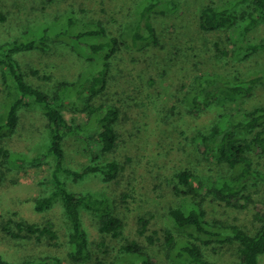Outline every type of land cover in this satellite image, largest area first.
Here are the masks:
<instances>
[{"label": "rangeland", "instance_id": "1", "mask_svg": "<svg viewBox=\"0 0 264 264\" xmlns=\"http://www.w3.org/2000/svg\"><path fill=\"white\" fill-rule=\"evenodd\" d=\"M52 1L0 0V14L3 15L0 44L30 38L47 27L46 24L50 25L47 27L49 50L36 49L15 55L21 61L28 81L46 92L55 90L61 81L83 80L99 65L75 51L68 37L56 34L67 16L74 17L78 25L96 21L94 11L87 9L89 1L85 0V4L79 0ZM139 1L101 0L105 10L100 13L102 24L123 41L110 62L106 88L93 100L94 106L115 105L121 112L115 125L119 133L116 147L100 159L112 157L117 160L121 167L118 181L107 182L100 174H89L74 183L67 175H61L73 191L106 198L110 212L124 223L123 234L113 237L100 233V215L84 209L82 220L88 233L90 254L84 262L77 264H91L97 259L104 264L129 263L132 257L122 247L127 236L143 243V237L137 233L139 217L148 220L147 232L152 228L158 232L159 239L144 245L154 264H197L178 256L179 249L189 241L202 246L204 257L211 264H237L236 240L223 243L215 240L205 246L202 244L205 237L195 241L191 230L175 228L168 211L171 207L200 202L210 224H238L251 234L259 228V219L264 213V154H247L252 159L254 177L227 203L209 194V189H216L220 180L235 176L239 169L206 159L192 137L221 116L222 119L232 115L239 121L244 112L264 105V49L253 52L245 60L235 57L236 48L242 43L264 41V24L240 34L247 21L246 15L251 11V4L246 1L236 7L235 26L204 31L198 22L200 11L208 2L231 6L237 0H176L175 10L154 15L158 45L138 48L131 46L128 39L134 28L133 13ZM30 70L37 74H31ZM251 75L261 76L251 96L241 97L224 87L208 104L202 102L198 106L200 110L191 109L187 97L196 92L199 77L216 76L234 86ZM14 94L10 80L6 82L0 70V123L4 122L5 111ZM81 103L70 100L62 111L70 124L84 125L81 134H69L64 141L66 162L72 168L89 163L90 157L99 151L96 142L89 141L88 144L84 140V136L93 135L96 127L88 114L78 109ZM193 111L199 114L194 115ZM2 131L0 145L8 148L13 157H31L46 150L49 134L37 104L30 102L21 108L19 123L11 134ZM52 161L50 156L41 165L19 161L4 163L5 171L7 167L11 169L0 181V224L10 217L37 223L50 221L58 234L53 240L55 243L46 240L40 244L0 232V256L4 259L21 262L50 257L59 260V264H76L67 256L68 226L60 201L41 212L33 207V199L51 189L43 180L50 174ZM181 171L190 172L188 185L177 177ZM168 232L174 238L171 245L164 238ZM259 264H264V253L259 257Z\"/></svg>", "mask_w": 264, "mask_h": 264}, {"label": "trees", "instance_id": "2", "mask_svg": "<svg viewBox=\"0 0 264 264\" xmlns=\"http://www.w3.org/2000/svg\"><path fill=\"white\" fill-rule=\"evenodd\" d=\"M88 1L89 8L87 9L94 11L97 16L96 21L78 25L74 17L67 16L62 28L56 32L58 36L68 37L72 48L85 56L87 60H95L99 63L96 69L89 72L79 82L61 81L55 90L46 92L28 81L21 61L16 58L15 55L21 52L50 49L47 33L49 24H46L47 27H43V30L41 29L42 33L40 30L30 38L13 39L8 43L0 44V70L6 82L10 80L15 91L13 99L10 100L5 111L4 122L0 123V136H2L3 129L4 132L6 131V135L14 131L19 123L21 108L30 105V102L40 106L45 128L49 134L46 150L33 154L31 157L28 155H23L22 158L13 157L8 148L0 145V181L5 179L7 171L11 169V167H7L5 171V162L19 161L41 165L47 157H52L50 174L43 180L45 184L51 186V189L46 194L34 198L33 207L35 211L41 212L60 201L68 226L69 251L67 256L72 263L76 264L84 262L90 254L88 233L82 220L84 209L100 215L98 226L100 233L118 237L122 236L124 229L121 218L112 214L108 209L106 198L90 192L73 191L61 177L62 174H65L74 183H77L89 174H100L102 179L108 182L118 181L121 173V167L114 158L106 157L104 161L100 160L111 154L116 147L119 133L115 125L121 112L115 105L99 104L94 106L93 100L106 88L110 62L123 41L102 24L103 15L100 13L105 10L101 0ZM246 1L250 2L251 11L246 15L247 21L244 29L239 31L240 34L259 24H264V0H237L231 6H218L210 1L200 11L199 27L204 31L230 29L237 23L236 7L240 2ZM45 2L53 1L45 0ZM79 2L85 4V0H79ZM176 7V0H140L133 13L134 28L128 43L138 48H144L151 44L157 46L158 35L154 25V15L168 10L173 11ZM2 18L3 15L0 14V19ZM39 26L30 30V33ZM125 42L124 44H127ZM129 44L127 45L130 46ZM262 48L264 49V41L256 44L242 43L236 48L235 57L245 60L253 52ZM30 71L33 75L37 74L36 71ZM260 79L259 75H251L241 79L234 86H229L230 81H220V78L216 76L199 77L195 87L197 88L196 92L192 94V97H187V100L192 110H200L198 106L202 102L208 104V101L214 99L220 89L224 87L241 97H249ZM73 99L82 102L78 109L85 111L89 119L94 121L96 127L93 135L84 136V140L86 143L96 142L99 149L90 157L89 163L78 168L68 166L64 149L67 135L76 132L81 134L84 131V125L70 124L63 115L62 111L66 103ZM192 114L198 115L199 112L193 111ZM221 117L206 130L197 132L192 140L202 148L206 159L239 169L235 176L220 180L216 189H209V194L230 203L231 198L240 194L254 177L255 170L252 167V159L247 154H264V105L244 112L239 121L232 118V115L224 116L222 119ZM243 135L251 136L247 138ZM177 177L182 183L188 185L190 172L181 171L177 173ZM168 214L172 225L177 229L191 230L195 241L200 237H205L202 244L208 246L215 240L220 243L236 240L239 254L237 264H259V257L264 253V213L259 219L260 226L254 234L247 232L238 224H221L219 226L210 224L205 219V211L200 202H189L184 206L171 207ZM147 222L148 220L143 217L138 218L137 233L143 237V243L128 236L125 239L126 242L122 248L132 257L127 264H154L151 256L145 251L144 245L152 244L159 239V236L155 228L147 232ZM0 232L11 238L32 240L40 244L46 240L48 243H55L53 240L58 237L57 230L50 221L37 223L11 217L0 224ZM164 238L167 244L174 243L170 232L165 234ZM178 256L191 263L211 264L204 257L202 246L194 241H189L181 247ZM54 262L59 264L60 261L55 258L42 257L37 260L13 262L0 256V264H55ZM91 264L104 263L97 259Z\"/></svg>", "mask_w": 264, "mask_h": 264}]
</instances>
